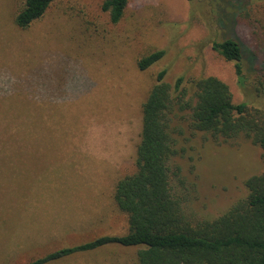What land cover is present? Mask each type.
<instances>
[{"label":"rangeland","instance_id":"1","mask_svg":"<svg viewBox=\"0 0 264 264\" xmlns=\"http://www.w3.org/2000/svg\"><path fill=\"white\" fill-rule=\"evenodd\" d=\"M23 0H0V264H28L102 237L125 236L116 183L134 172L142 113L155 76L173 86L215 77L235 104L264 108V0H129L120 23L102 0H56L20 30ZM233 38L244 56L243 88L232 63L211 49ZM164 57L139 71L141 57ZM172 127L173 188L193 220L213 219L245 197L264 170L262 150L195 130L186 108ZM143 247L106 245L45 264H136Z\"/></svg>","mask_w":264,"mask_h":264},{"label":"trees","instance_id":"2","mask_svg":"<svg viewBox=\"0 0 264 264\" xmlns=\"http://www.w3.org/2000/svg\"><path fill=\"white\" fill-rule=\"evenodd\" d=\"M55 1L23 0L14 17L15 26L28 29ZM128 5L129 0H102L101 11L110 24L117 25ZM211 49L233 64L238 86L243 88L247 76L239 42L226 38L213 42ZM163 57V50L149 53L138 59L137 68L145 71ZM165 76L166 70L156 74L155 84L141 107L134 172L114 188V203L127 216V234L98 238L28 264H45L111 244L143 247L136 253V264H264V170L244 181L245 197L224 213L196 221L185 213L186 200L174 191L172 176L176 173L170 168L178 154L172 124L176 114L186 108L195 130L225 140L243 135L262 150L264 164V108L249 101L235 104L229 87L211 76L191 81L195 103H186L183 77L171 86ZM258 90L264 91V82H259Z\"/></svg>","mask_w":264,"mask_h":264}]
</instances>
